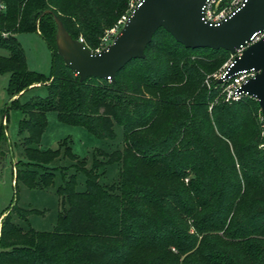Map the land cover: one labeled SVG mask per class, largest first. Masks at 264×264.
Masks as SVG:
<instances>
[{
    "label": "trees",
    "instance_id": "obj_1",
    "mask_svg": "<svg viewBox=\"0 0 264 264\" xmlns=\"http://www.w3.org/2000/svg\"><path fill=\"white\" fill-rule=\"evenodd\" d=\"M130 1L0 0V73L10 74L12 99L3 119L12 106L23 111L19 144L26 160L15 170L16 200L3 212L0 264H178L172 247L180 254L193 249L182 264H264L261 106L247 94L227 101L225 81H205L232 53L187 48L161 27L144 58L132 59L112 79L84 80L60 53L56 18L96 52ZM26 31L46 40L49 77L28 68L17 37ZM38 82L46 96L21 103ZM50 111L103 141L115 140L119 126L123 145L94 148L90 165L68 137L56 149H42ZM6 129L1 123L0 140ZM113 164L120 165L118 180L102 182ZM20 186L55 189L59 208L51 230L33 227L35 216L52 209L21 205ZM203 233L197 246L196 234Z\"/></svg>",
    "mask_w": 264,
    "mask_h": 264
},
{
    "label": "water",
    "instance_id": "obj_2",
    "mask_svg": "<svg viewBox=\"0 0 264 264\" xmlns=\"http://www.w3.org/2000/svg\"><path fill=\"white\" fill-rule=\"evenodd\" d=\"M207 0H141L113 42L99 52L91 51L83 41L73 39L56 18L64 47L57 44L67 64L80 76L114 78L134 58H144L146 48L159 28L167 30L187 48H224L235 55L220 81L242 70L254 68L255 77L240 90L256 98L264 118V0H245L244 4L219 23L204 19ZM58 35V34H57ZM5 151H0V165L5 166Z\"/></svg>",
    "mask_w": 264,
    "mask_h": 264
},
{
    "label": "rangeland",
    "instance_id": "obj_3",
    "mask_svg": "<svg viewBox=\"0 0 264 264\" xmlns=\"http://www.w3.org/2000/svg\"><path fill=\"white\" fill-rule=\"evenodd\" d=\"M139 0H131L128 10L123 14H127L130 12L132 8V4H136ZM231 0H228L223 6L228 5ZM5 9V6L3 7ZM122 15V16H123ZM121 16V17H122ZM118 21L116 22V24ZM115 24V25H116ZM114 25V26H115ZM113 26V27H114ZM112 27V28H113ZM105 31V34L102 37V47H106L111 44L117 35L111 32V29ZM57 36L59 43L62 47L65 48L64 42L62 41V33L57 30ZM69 35L74 38L70 33ZM19 41L21 42L27 59L28 68L30 70L36 71L38 73L44 74L46 77H49L52 72V55L50 48L46 42V40L42 37V35L37 31H26L20 32L17 34ZM108 40H105V38ZM79 41H83V38L76 39ZM105 42V44H104ZM104 47V48H105ZM5 51L0 49V53H4ZM232 57L228 56L226 60L214 71L207 73L205 81L209 84L212 79H220L222 73L226 70L228 65L231 63ZM10 74L9 73H0V124H7V129L3 135V138L0 140V149L7 151V159L6 165H0V225L5 216L3 212L16 200V187L15 181H13L15 170L20 160L26 161L22 157V148L20 146V139L23 135L20 133L19 122L23 118V111L18 106H12L8 110V120L3 119V115L5 109L10 105L11 96L7 93V87L9 84ZM44 82H38L33 84L23 95L20 96V102L24 103L29 100L33 96H46L47 90L45 86H43ZM15 95L13 98L18 97ZM223 96V95H222ZM215 100H218L217 98ZM210 110L213 106L214 102H210ZM262 120L263 119V115ZM48 125L43 133L41 140V148L42 149H56L59 146L60 140L64 138H70L72 140V148L74 153H76L80 158H86L89 165L92 162V152L94 148L103 146L107 151H111L117 147L121 148L123 145V130L121 127L117 126L116 130L118 133V137L115 140H101L96 137L92 133H90L84 126L79 125H71L63 123L59 120L56 111H50L47 113ZM264 134V131H263ZM101 161L105 159L100 157ZM64 163L70 164V161H65ZM107 175L105 179L101 180L102 182H108L109 184L113 181L118 180L119 178V164H113V166L108 167ZM74 171L73 168L69 169L67 173H71ZM106 173V172H105ZM58 183L61 181L60 175L58 176ZM188 179H186L187 181ZM85 175L82 173L78 174V189L82 190L84 188ZM54 190L43 191V190H27L24 186L19 187L18 196L19 203L21 205L32 204L37 208H51L52 212L48 214L46 217L35 216L32 220L33 227L39 230H51L53 225L57 220V211H58V199ZM3 214V216H2ZM2 216V217H1ZM188 227L191 234L195 233V228L192 225V220H188ZM222 233V232H220ZM196 234L197 246L201 238L205 235ZM172 251L175 253V256L178 260V264H182L183 260L193 251L190 250L188 252H184L180 254L174 247H172Z\"/></svg>",
    "mask_w": 264,
    "mask_h": 264
},
{
    "label": "built area",
    "instance_id": "obj_4",
    "mask_svg": "<svg viewBox=\"0 0 264 264\" xmlns=\"http://www.w3.org/2000/svg\"><path fill=\"white\" fill-rule=\"evenodd\" d=\"M140 1L141 0H139L137 3H139ZM244 1L245 0H231L228 5L223 6V4L228 2V0H207L204 6V19L213 23H219L227 16H229L232 12L240 8L244 4ZM136 4H132L130 12L123 15L118 20V23L111 29V32L113 34H116L123 27V25L132 14ZM261 38H264V31L257 36L256 40H259ZM105 40H108V38L106 37ZM104 47H102L101 49H97L96 52L101 51L102 49H104ZM246 47L247 46H242L241 48L237 49L236 53L232 54V60L234 59L235 55H240ZM224 72L222 73L221 77L223 76ZM256 74L257 71L254 68L249 70L245 69L224 80L226 82V85L223 89V93L225 94L226 100H239L245 94L240 90L241 86L252 77H255ZM108 79L112 78L108 77Z\"/></svg>",
    "mask_w": 264,
    "mask_h": 264
},
{
    "label": "crops",
    "instance_id": "obj_5",
    "mask_svg": "<svg viewBox=\"0 0 264 264\" xmlns=\"http://www.w3.org/2000/svg\"><path fill=\"white\" fill-rule=\"evenodd\" d=\"M7 155H8V153H6V155H5V161H6V159H7ZM13 181H14V179H13ZM2 216H3V214H2ZM2 216H1V217H2Z\"/></svg>",
    "mask_w": 264,
    "mask_h": 264
}]
</instances>
